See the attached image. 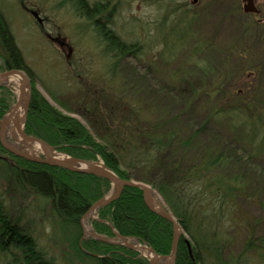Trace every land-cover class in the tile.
I'll return each mask as SVG.
<instances>
[{
	"label": "trees",
	"instance_id": "obj_1",
	"mask_svg": "<svg viewBox=\"0 0 264 264\" xmlns=\"http://www.w3.org/2000/svg\"><path fill=\"white\" fill-rule=\"evenodd\" d=\"M69 1L95 26L102 52L112 60L110 72L131 75L134 96L125 100L112 94L102 103L89 88L58 96L45 87L65 112L55 107L36 86L40 79L0 11V72L24 70L32 83L25 131L58 151L101 158L120 177L151 185L183 229L175 264H264V99L234 89L222 94L221 84L205 93L192 81L178 90L180 105L168 104L152 89L150 79L160 70L154 57L145 65L143 44L112 29L101 2ZM192 36L181 34L182 45ZM12 95L0 85V118ZM201 95L217 96L216 107H201ZM0 175L5 184L0 253L14 248L21 264H55L21 225L32 197L39 218L50 220L52 240L66 264H149L131 247L84 236L82 219L111 190L108 179L27 160L6 150L1 140ZM97 214L91 221L97 233L116 236L117 231L158 254L171 252L173 224L147 207L141 189L125 187Z\"/></svg>",
	"mask_w": 264,
	"mask_h": 264
},
{
	"label": "rangeland",
	"instance_id": "obj_2",
	"mask_svg": "<svg viewBox=\"0 0 264 264\" xmlns=\"http://www.w3.org/2000/svg\"><path fill=\"white\" fill-rule=\"evenodd\" d=\"M89 1L104 5L105 13L111 18L110 26L123 39L143 44L145 65L147 60L155 58L160 71L150 79L152 89L163 96V100L167 99L168 104L177 105L183 98L178 90L192 81L205 93H213L215 85L221 84L222 94L228 95L229 90L234 89L255 93L264 99V0L255 1L259 14L245 12L243 0ZM0 11L26 62L40 79L36 86L55 107L65 112L45 87L57 92L58 96L62 92L69 96L80 88H89L90 95L102 103L112 94L125 100L134 96L131 75L110 72L112 60L103 54V44L95 26L79 16L69 0H0ZM187 33L194 36L182 45L181 34ZM5 86L13 93L10 111L17 95L13 83L6 82ZM216 98L201 95L199 105L214 109ZM73 116L87 123L82 115L75 113ZM8 139L15 142L12 136ZM4 187L0 175V195ZM112 192L113 189L106 196ZM36 203L32 197L27 201L21 225H27L41 252L54 259L55 264H66L62 249L52 240V224L49 219L39 218ZM93 219L90 218L88 224L95 231ZM83 228L85 237H96L86 233L84 224ZM103 236L110 238L112 243L125 245L120 236ZM20 257V251L13 248L0 253V264H21Z\"/></svg>",
	"mask_w": 264,
	"mask_h": 264
},
{
	"label": "water",
	"instance_id": "obj_3",
	"mask_svg": "<svg viewBox=\"0 0 264 264\" xmlns=\"http://www.w3.org/2000/svg\"><path fill=\"white\" fill-rule=\"evenodd\" d=\"M194 2H197L198 0H193ZM256 0H243L244 2V11L247 13H259L260 10L257 7ZM13 74H19L23 78H25L29 84L30 88V94L28 97L24 99L23 106H24V116L22 118V123L24 125L23 129L18 128V133L19 136L21 137L18 139L16 136L13 138L15 139L16 142H19L20 144H25V143H32V142H40L42 144L47 145L48 147L52 148L54 152H58L54 146H51L48 142L43 140L42 138H39L37 136H33L28 134L25 131V123L27 120V114L29 110V105H30V99H31V80L27 73L24 70L21 69H9L4 71L3 73L0 74V85L5 84L7 80L11 77ZM4 118H0V140L2 145L4 146L5 149H7L9 152L25 158L30 161H35V162H40V163H45L49 164L52 166H60L65 169L79 172V173H89V174H94L97 176H101L103 178L108 179L112 186H113V192L109 196H105L98 201H96L89 211L86 213V215L93 209H97L103 205H106L110 203L111 201H114L120 197L122 194L123 190L125 187H136L142 190L143 192V198L145 201V204L147 207L153 211L154 213L160 215L161 217L169 220L173 224V240H172V247H171V252L168 255H161L158 254L154 249L153 252L157 255H159L162 258H166V264H175L176 259H177V253H178V246H179V241L181 237V233L183 232V229L174 216V214L169 210V208L166 206L164 203L162 197L159 195L161 198V201L157 200L154 192L156 190L149 184L136 181L134 179H127V178H122L119 175H117L113 170H111L103 161L101 160H90V159H85V158H79V157H73V156H68V158H57L54 157L50 154L45 153L43 156L41 155H33L25 152L20 146H14L11 144L5 134V129H4ZM18 125V122L15 123ZM118 234V233H117ZM120 237L125 238L124 236L118 234ZM95 236L98 237L99 239H102L104 241H109L111 242L110 238L104 237L102 235H99L95 233ZM133 249H137V247L134 244H127ZM149 264H158L156 260H149Z\"/></svg>",
	"mask_w": 264,
	"mask_h": 264
},
{
	"label": "bare ground",
	"instance_id": "obj_4",
	"mask_svg": "<svg viewBox=\"0 0 264 264\" xmlns=\"http://www.w3.org/2000/svg\"><path fill=\"white\" fill-rule=\"evenodd\" d=\"M7 82L13 83L15 86V93L17 95V101L10 110V112L5 116L4 118V129L5 134L7 138L9 136H16L18 139H20L18 128L23 129L24 125L22 123V118L24 116V106L23 102L26 97L30 94V88L27 80L23 78L19 74H13L11 77L7 80ZM18 122V125L15 123ZM14 139V138H13ZM15 140V139H14ZM14 146L19 147L21 144L19 142H11ZM25 152L33 155H41L47 153L57 158H68V156L64 153L54 152L52 148L48 147L45 144H42L40 142H32V143H25L23 146H20ZM154 195L157 200L161 201V198L159 195L154 192ZM97 215V209L91 210L83 219V224L86 230L87 234H95V231L91 228V226L88 224V221L90 218H95ZM134 239V238H133ZM123 242L126 244H134L137 249L140 251V253L148 258L149 260H156L158 264H166V258H162L159 255L155 254L153 250L138 242L136 239L135 241L128 240L126 238H122Z\"/></svg>",
	"mask_w": 264,
	"mask_h": 264
}]
</instances>
